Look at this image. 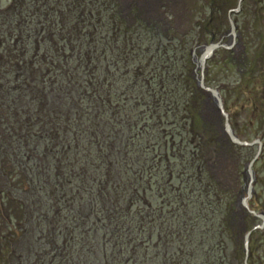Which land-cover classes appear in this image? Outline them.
<instances>
[{
  "label": "trees",
  "instance_id": "trees-1",
  "mask_svg": "<svg viewBox=\"0 0 264 264\" xmlns=\"http://www.w3.org/2000/svg\"><path fill=\"white\" fill-rule=\"evenodd\" d=\"M82 1L86 5L92 2L14 0L7 10H0V151H5L1 154L7 159L12 157L8 163L10 170L15 168L11 173L14 177L21 172L34 176L23 180L33 185L22 189L24 193L49 190V198L42 204L47 210H35V220L27 216L21 225L24 232L31 229L26 228L27 224L37 226L34 238L45 247L38 252L27 247L24 258L20 252L14 258L13 252L10 261L241 264L243 252L238 236L245 232L242 212L234 206L213 208L209 200L202 202L206 204L202 208L198 200L194 201L195 182L189 178L186 184L185 178L181 179V189L170 191L161 181L164 178L158 179L162 164H153L148 157L155 148L162 151L165 127L172 116L186 115L179 119L185 121L183 128L187 127L189 91L187 99L179 100L180 88L166 86L164 76L156 71L134 72V79L130 78L131 72L122 74L115 55L122 43L117 34H112L117 25L108 28L100 21L89 22L93 11L86 14L85 10L86 18L80 9ZM61 3L69 9L67 32L57 35L64 41L63 55L55 51L58 44L49 33L53 22H57L55 6ZM85 47L90 51L83 52ZM54 52L57 58H63L58 66ZM63 60L66 64L60 66ZM182 89H187L185 84ZM173 122L177 127L182 123ZM210 148L208 153L218 150L214 158L219 149L222 158L228 152L219 146ZM165 192L164 201L179 206L177 214L165 210L164 201L154 208ZM18 196L5 195L11 207L19 202L30 209L26 199ZM182 202L191 210L196 207L181 215L185 208ZM46 211L54 218L46 216ZM168 214L173 215L169 218L174 220L173 229L163 223L169 222ZM176 219L180 222L175 223ZM49 222L51 225L46 226ZM82 224L87 234L80 230ZM232 229L238 235L232 236ZM94 230L103 232L101 240L98 235L95 239L89 237ZM261 231L259 240L263 242ZM14 234L3 239L11 245L17 238H12Z\"/></svg>",
  "mask_w": 264,
  "mask_h": 264
},
{
  "label": "rangeland",
  "instance_id": "rangeland-1",
  "mask_svg": "<svg viewBox=\"0 0 264 264\" xmlns=\"http://www.w3.org/2000/svg\"><path fill=\"white\" fill-rule=\"evenodd\" d=\"M13 1L0 0L1 12L12 6ZM69 3L71 2L67 4ZM81 6L80 9L84 11V14L85 10H87L86 14L93 11L89 16L92 21L89 22L98 24L100 21V24L108 28L117 25L118 28L114 30L116 33L112 32V34H117L122 43L121 51L115 54L122 74L131 72V78L134 72L148 74L156 71L164 76L166 86L180 88L179 94L177 92L179 100L186 98L185 94L189 91L187 96L191 104L188 103L189 106L187 104L188 114L190 113L187 115L190 120L187 127L183 128L185 121L181 120L182 116L186 115L180 113L177 117L172 116V120L167 121L170 124L165 127L166 136L162 151L155 148L150 151L148 157L152 158L153 164H162L158 171V179L164 178L161 181L170 191L171 188L181 189L183 183L193 180L196 187L193 198L194 201H199L202 208L206 207V204L203 205L202 202L209 200V205L213 208L234 206L236 210L242 212L241 218L245 223V232L238 236L242 244L239 247L243 252V255L240 253L243 262L241 264H246L244 236L248 231H252V235L249 237L250 254L247 263L264 264L263 234L261 236L263 242L259 240L264 226L258 230L260 232L254 229L255 226L262 224L263 220L255 218L242 205L243 198L245 199L248 195L247 187L250 178H254V192L250 197L249 206L256 213L264 211V146L261 147L259 158L252 167L253 175L249 173L247 166L254 160L260 149L259 144L254 142L261 138L264 145V0H92L88 2V5L82 1ZM81 6L76 4L77 8ZM55 7L58 10L57 22H53L54 26L49 33L58 44L57 49L54 48L55 51H62L63 55L64 48L63 50L61 48L64 41L60 40L59 36L67 32L65 27L68 24L69 9L64 3L56 4ZM155 21L158 23L157 26L153 25ZM89 22H87L88 25ZM233 22L236 26L235 38L231 32ZM41 36L42 33L39 37ZM213 43L221 45L212 50L202 69L200 61L203 53H206L207 47ZM223 44L231 45V47L227 49ZM90 49L85 47L83 52H89ZM8 54L13 55L10 52ZM54 54L56 56L55 52ZM56 59L54 63L58 66L63 58L56 56ZM65 64L66 60L65 62L63 60L60 66ZM203 74L205 86L220 89L224 110L229 114V124L233 128L234 135L239 137L241 142L254 143L253 146L243 147L232 141L225 130L226 118L217 108L215 97L202 89L198 83ZM184 84L187 87L186 90L182 89ZM149 95L152 96L153 92H149ZM173 119L178 124L182 122L181 125L177 127L175 122L171 124ZM215 146L227 150L228 152L224 151L226 157L220 156V149L216 158L212 157L218 150L208 153V149ZM3 152L5 151H0V236H8V230L9 236L12 232L15 233L12 238L16 237L15 235L22 236H17L11 245L3 239L4 237H0V264L8 262V264H18L17 261L16 263L14 260L10 261L13 252L14 255H19L18 252L24 254V258L27 255V247L37 252L45 247L40 239L34 238L38 234L37 226L27 224L26 228H31L27 232H24L22 226L27 216L34 219L38 215V213L35 215V210H39L40 213L47 210L46 205L42 204L48 200L49 190L41 192L40 189L31 194L24 193L22 189H28L31 185L24 184L23 180L25 178L31 180L34 176L29 172H21L18 177H14L16 175L11 173L15 168L12 167L10 170L11 163H8L12 157L7 159V155L1 154ZM183 178L185 181L182 183ZM188 178L190 181L187 180ZM199 189H201L202 197H199L201 196ZM167 192L161 197V201L155 202L154 208H158L157 202L160 205L162 201L167 200ZM5 195L9 197L19 195L20 198L26 199L30 209L21 207L19 202L11 207ZM26 197L30 198L29 201ZM151 198L149 197L148 200L152 204ZM164 202L165 210L177 214L179 206ZM182 205H184L183 202ZM209 205L207 208H210ZM184 207L183 213L180 212L181 215L187 210L193 211L196 205L192 210L185 205ZM197 211L199 207L195 213ZM45 215L54 218L53 214L49 215L47 211ZM172 216L168 214L169 222H163L165 227L171 225V228H174V220L169 219ZM53 221L55 225V220ZM179 222L175 220V223ZM226 224L222 227L225 228ZM50 225V222L46 223V226ZM80 227V230L87 231L85 234L89 232L85 225L82 224ZM233 231L232 236L238 235L237 230ZM166 232L169 233L167 230ZM97 233L94 230L88 236L95 239L98 235L97 237L101 240L103 232ZM16 255L14 258L17 257Z\"/></svg>",
  "mask_w": 264,
  "mask_h": 264
},
{
  "label": "water",
  "instance_id": "water-1",
  "mask_svg": "<svg viewBox=\"0 0 264 264\" xmlns=\"http://www.w3.org/2000/svg\"><path fill=\"white\" fill-rule=\"evenodd\" d=\"M235 30H236V26L234 25V22H233V28H232V31H231L232 32V35H233V38H235V36H236ZM220 45H221L220 43H218V44L213 43L212 45H210V46L207 47L206 53L204 52V54L202 56V59L200 61L201 62L202 69H204V67H205L204 62L212 54V50L217 49L218 46H220ZM223 46H225L227 49L231 47V45L230 46H226V44H223ZM198 83H199V85H200V87L202 89L206 90V92H208V93L210 92L215 97V102H216L215 104H216L217 108L219 109V111L221 112V114H223L225 116V118H226L225 130L230 135L232 141L237 142L238 144L242 145L243 147L244 146H247V145L248 146H251V145L253 146L254 143H258L259 144L260 149H259L258 154H256L254 160L251 161L249 163V165H247L248 168H249V173L251 175H253L254 172H253V168L252 167L254 166L255 161L259 158V154L261 153V147L263 146V144L261 142V138H258L252 144L251 143H247L246 141L241 142V140L239 139V137H236V135H234L235 133L233 131V128L229 124V114L226 113L225 110H224V102H223V98H222V96L220 94V89H217V88L216 89H213L211 87L205 86V84H204L205 83L204 82V74L202 75V78H201L200 82H198ZM250 179L251 180H250V182L248 184V187H247L248 195L246 196L245 199L243 198L242 205H243L244 209L245 210H248L251 214H253L255 216V218H260V219L263 220V223L262 224L254 227V229L256 231H258V230H261L263 228V226H264V211H261V212L256 213L255 210L254 209H251L250 206H249V200L251 199L250 197H252L253 192H254V190H253V183L255 182V179L254 178H250ZM250 235H252V231H248L246 233V235L244 236V241H245L244 251L246 252V257H245L246 264H248L247 263V260H248L249 254H250V251H249V245H250L249 237H250Z\"/></svg>",
  "mask_w": 264,
  "mask_h": 264
},
{
  "label": "flooded vegetation",
  "instance_id": "flooded-vegetation-1",
  "mask_svg": "<svg viewBox=\"0 0 264 264\" xmlns=\"http://www.w3.org/2000/svg\"><path fill=\"white\" fill-rule=\"evenodd\" d=\"M157 21H160V19H156ZM164 22H167V21H164ZM153 25H158V23L155 21L154 23H153ZM153 25L151 26V27H153ZM204 52V51H203ZM204 54V53H203ZM264 146V145H263Z\"/></svg>",
  "mask_w": 264,
  "mask_h": 264
}]
</instances>
